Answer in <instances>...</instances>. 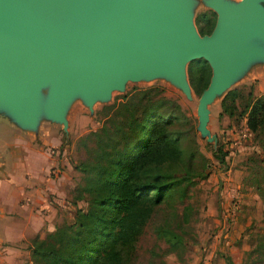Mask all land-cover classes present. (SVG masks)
Returning a JSON list of instances; mask_svg holds the SVG:
<instances>
[{
    "label": "water",
    "instance_id": "95a60500",
    "mask_svg": "<svg viewBox=\"0 0 264 264\" xmlns=\"http://www.w3.org/2000/svg\"><path fill=\"white\" fill-rule=\"evenodd\" d=\"M199 0H0V111L23 130L62 123L79 96L96 100L127 80L163 77L190 97L186 65L210 76L197 105L207 140L208 104L255 61L264 62V0H200L215 12L209 32L192 19Z\"/></svg>",
    "mask_w": 264,
    "mask_h": 264
},
{
    "label": "rangeland",
    "instance_id": "374dc122",
    "mask_svg": "<svg viewBox=\"0 0 264 264\" xmlns=\"http://www.w3.org/2000/svg\"><path fill=\"white\" fill-rule=\"evenodd\" d=\"M202 11L213 12L215 18V12L199 0L194 6L192 19ZM147 86L160 87V94L174 99L187 117L181 140L183 158L176 167H182L185 160L200 176L188 185L183 199L174 195L154 207L122 264H226V255L234 264H264V158L260 141L246 128L245 113H239L248 91L255 96L264 94V62L260 61L251 63L208 104L206 127L215 135L210 140L196 127L200 93L191 88V95L187 97L163 77L127 80L122 89H112L107 99L96 100L91 109L79 96L74 97L66 109L65 129L62 123L40 119L38 128L51 127L52 135L57 138L55 143L45 145L41 150L49 157L60 156L64 161L61 166L57 165V175L50 172L53 164L46 165L45 176L57 178L69 167L68 175L73 185L64 196L69 202L59 201L60 208L51 220L53 227L50 230L43 227L34 230L25 224L23 218L30 205L33 207L30 206L29 212L40 216L47 210V201L57 203L52 197L50 200L44 197L34 173L12 161L13 156L25 150H0V181L11 182L16 178L29 190L28 193L18 192L16 187L10 186L7 193L13 192L18 203L17 208L12 209L7 193L6 196L0 194V264H39L31 254L34 241L43 238L64 220L75 221V210H72L75 205L80 209L88 207L91 194L83 189L86 171L78 166L90 161L93 154L89 151L94 145L90 132L109 122L114 106L123 100L124 95ZM232 88L238 91V95L232 113L228 114L222 110L220 100ZM2 120L0 111V129L3 128ZM38 128L33 131L17 127L18 132L26 135L23 145L42 146L37 136ZM216 147L224 151L223 163L213 155ZM172 233L175 238L171 237Z\"/></svg>",
    "mask_w": 264,
    "mask_h": 264
},
{
    "label": "trees",
    "instance_id": "16d2710c",
    "mask_svg": "<svg viewBox=\"0 0 264 264\" xmlns=\"http://www.w3.org/2000/svg\"><path fill=\"white\" fill-rule=\"evenodd\" d=\"M214 19L213 12H200L194 19L198 32H209ZM186 73L198 94L208 82L210 67L205 59L195 58L187 63ZM160 92L157 86L133 89L115 103L109 122L90 132L92 160L78 166L86 171L83 189L91 194L89 205H75V221L64 220L34 241L31 254L39 264H122L154 207L174 195L186 196L188 185L200 176L185 160L176 167L183 158L187 117L174 99ZM237 95L234 88L225 92L223 111L232 113ZM239 113H245L246 128L260 141L264 158V94L248 91ZM213 155L223 163L220 147ZM225 261L234 264L228 255Z\"/></svg>",
    "mask_w": 264,
    "mask_h": 264
},
{
    "label": "crops",
    "instance_id": "0c3cea01",
    "mask_svg": "<svg viewBox=\"0 0 264 264\" xmlns=\"http://www.w3.org/2000/svg\"><path fill=\"white\" fill-rule=\"evenodd\" d=\"M3 117V116H2ZM3 123V128L0 129V150L1 152L5 151L6 149L15 150L18 151L19 148H22L25 150L21 154H17L16 157L13 156L12 161L15 163H20L30 173H34L36 178V182L38 187L43 188V195L47 200H50L51 197L52 199L55 200V202H48V207L45 213H42L40 216H34L35 213L29 212L32 205L28 207V212L26 215L23 216L25 224L34 228V230H38L41 227L46 228L48 230L53 227V221L51 225V220L54 218L55 214H57L56 210L59 209L60 205L59 201H62L64 204H67V199L66 193L69 190V187L73 186L72 181L69 178L68 175V168H65V171L60 174L57 178L49 179L46 174L45 166L53 164V165H59L61 166L64 161L62 160V157H57L55 155L49 157L44 151L41 150V148L45 145L48 144H53L57 141V138H55L54 135H52V129L51 127H41L38 128L39 132L37 133L38 138L40 139L41 145L39 147H30L28 144L23 145L22 143L24 142L25 134H22L21 132L17 131V127L8 121L5 117H3L2 122ZM38 160V161H36ZM12 173V172H10ZM13 175H11V178ZM16 177V176H15ZM21 181H17V179H13V181L9 180H2L0 181V194L2 196H6V193L10 189V186L13 185L16 187L17 191H27L26 193L29 192V190H26L25 186L23 184H20ZM13 193V192H12ZM12 193H7V200L12 206H9L10 209L17 208V202H15V195ZM65 196V197H64ZM46 201H44L45 203ZM46 206V204H44ZM31 213V214H30ZM46 226V227H45ZM18 237V236H17ZM16 237V238H17Z\"/></svg>",
    "mask_w": 264,
    "mask_h": 264
},
{
    "label": "built area",
    "instance_id": "2783aa9c",
    "mask_svg": "<svg viewBox=\"0 0 264 264\" xmlns=\"http://www.w3.org/2000/svg\"><path fill=\"white\" fill-rule=\"evenodd\" d=\"M50 172L53 174V175H57L59 170L57 168L56 165H52V167H50Z\"/></svg>",
    "mask_w": 264,
    "mask_h": 264
}]
</instances>
